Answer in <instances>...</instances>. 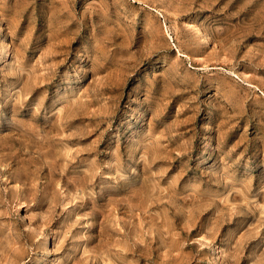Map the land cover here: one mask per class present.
<instances>
[{"label":"rangeland","instance_id":"obj_1","mask_svg":"<svg viewBox=\"0 0 264 264\" xmlns=\"http://www.w3.org/2000/svg\"><path fill=\"white\" fill-rule=\"evenodd\" d=\"M0 264H264V0H0Z\"/></svg>","mask_w":264,"mask_h":264}]
</instances>
